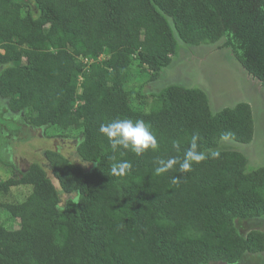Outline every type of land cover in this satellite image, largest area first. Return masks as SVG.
<instances>
[{
    "label": "trees",
    "instance_id": "1",
    "mask_svg": "<svg viewBox=\"0 0 264 264\" xmlns=\"http://www.w3.org/2000/svg\"><path fill=\"white\" fill-rule=\"evenodd\" d=\"M222 38L264 90V0H0V157L12 165L0 264H244L264 252V165L248 170L224 144L254 140L251 105L213 111L180 82L146 89L179 42ZM116 119L143 120L157 149L114 152L99 128ZM17 121L73 138L83 163L45 149L46 166L18 169L2 149ZM193 144L205 159L184 171ZM160 160L172 166L157 174ZM121 162L130 168L114 172Z\"/></svg>",
    "mask_w": 264,
    "mask_h": 264
},
{
    "label": "rangeland",
    "instance_id": "2",
    "mask_svg": "<svg viewBox=\"0 0 264 264\" xmlns=\"http://www.w3.org/2000/svg\"><path fill=\"white\" fill-rule=\"evenodd\" d=\"M224 40L222 38L214 45L198 47L179 42L170 66L160 74L156 82L148 84L146 89L150 92L157 91L169 82H180L192 87L199 86L207 92L213 111L233 106L241 101L248 102L254 113V140L249 144L226 140L224 144L244 153L248 160L247 169L251 170L264 165V90L258 81L240 66L231 52L224 48L222 45ZM137 77L139 78L134 81L136 83L144 78L142 75ZM5 108L6 101L0 99V111L3 112ZM18 124V121L15 122L10 131L14 133L11 136L6 133L8 139L3 138L2 140V149L7 150L6 153L9 152L8 161L12 160L18 169H24L29 162L35 161L46 166L43 156L45 149H57L72 162L81 164L82 161L76 155V141L73 138L54 137L53 135L51 138H46L42 129H28L27 127H22L18 131L19 127L16 126ZM2 161L3 158L0 157V180L11 175L10 167L12 166L5 165ZM82 167L89 169L91 166L82 164ZM47 175L57 185L49 170ZM27 192V189L17 188L11 195L23 199ZM62 198L65 196L62 195ZM6 218L7 213L0 210V221ZM255 226H259L264 231V222L260 224L255 222ZM243 261L244 264H264V252L248 256Z\"/></svg>",
    "mask_w": 264,
    "mask_h": 264
},
{
    "label": "clouds",
    "instance_id": "3",
    "mask_svg": "<svg viewBox=\"0 0 264 264\" xmlns=\"http://www.w3.org/2000/svg\"><path fill=\"white\" fill-rule=\"evenodd\" d=\"M99 131L106 135L109 143L114 152L124 149L130 150L137 156L143 154L146 150H156L158 143L153 133L150 131L149 126L143 120L131 119H116L110 123L101 124ZM195 145H192V150L189 152L190 159H186L181 168L184 171H188L191 168V162H199L205 159L203 153L197 154L195 152ZM218 152H211L213 158L218 157ZM159 167L155 169L157 174H161L167 171L172 166V161H158ZM128 162H121L113 167V171L119 170V174H123L128 168H130Z\"/></svg>",
    "mask_w": 264,
    "mask_h": 264
}]
</instances>
